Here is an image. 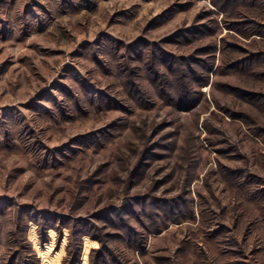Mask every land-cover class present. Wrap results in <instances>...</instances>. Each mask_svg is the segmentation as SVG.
<instances>
[{"label":"rangeland","instance_id":"1","mask_svg":"<svg viewBox=\"0 0 264 264\" xmlns=\"http://www.w3.org/2000/svg\"><path fill=\"white\" fill-rule=\"evenodd\" d=\"M0 264H264V0H0Z\"/></svg>","mask_w":264,"mask_h":264},{"label":"trees","instance_id":"2","mask_svg":"<svg viewBox=\"0 0 264 264\" xmlns=\"http://www.w3.org/2000/svg\"><path fill=\"white\" fill-rule=\"evenodd\" d=\"M203 84H207V83L206 82L205 83H201V85H203ZM182 92L186 93V89H182Z\"/></svg>","mask_w":264,"mask_h":264}]
</instances>
